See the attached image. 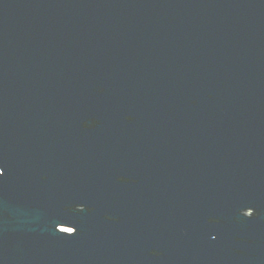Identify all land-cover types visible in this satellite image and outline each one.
I'll list each match as a JSON object with an SVG mask.
<instances>
[{
  "label": "water",
  "instance_id": "obj_1",
  "mask_svg": "<svg viewBox=\"0 0 264 264\" xmlns=\"http://www.w3.org/2000/svg\"><path fill=\"white\" fill-rule=\"evenodd\" d=\"M0 169V264H264V0H0Z\"/></svg>",
  "mask_w": 264,
  "mask_h": 264
},
{
  "label": "snow or ice",
  "instance_id": "obj_2",
  "mask_svg": "<svg viewBox=\"0 0 264 264\" xmlns=\"http://www.w3.org/2000/svg\"><path fill=\"white\" fill-rule=\"evenodd\" d=\"M3 174V171H2V169H0V175H2ZM82 206V209H83V205H81ZM88 210H92L91 208H89ZM209 222H211V223H218L219 221L218 220H210ZM72 230H69V232H71ZM69 236H71V235H69Z\"/></svg>",
  "mask_w": 264,
  "mask_h": 264
},
{
  "label": "rangeland",
  "instance_id": "obj_3",
  "mask_svg": "<svg viewBox=\"0 0 264 264\" xmlns=\"http://www.w3.org/2000/svg\"><path fill=\"white\" fill-rule=\"evenodd\" d=\"M62 229L72 230L71 228H67V227H62Z\"/></svg>",
  "mask_w": 264,
  "mask_h": 264
}]
</instances>
